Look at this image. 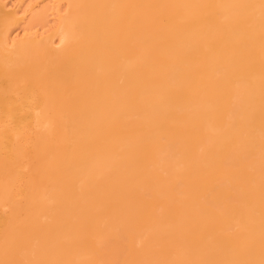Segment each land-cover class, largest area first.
Listing matches in <instances>:
<instances>
[{
  "label": "bare ground",
  "instance_id": "1",
  "mask_svg": "<svg viewBox=\"0 0 264 264\" xmlns=\"http://www.w3.org/2000/svg\"><path fill=\"white\" fill-rule=\"evenodd\" d=\"M0 264H264V0H0Z\"/></svg>",
  "mask_w": 264,
  "mask_h": 264
}]
</instances>
